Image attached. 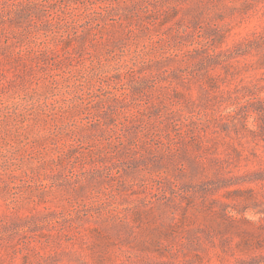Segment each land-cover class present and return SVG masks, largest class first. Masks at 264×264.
I'll list each match as a JSON object with an SVG mask.
<instances>
[{"label": "rangeland", "instance_id": "374dc122", "mask_svg": "<svg viewBox=\"0 0 264 264\" xmlns=\"http://www.w3.org/2000/svg\"><path fill=\"white\" fill-rule=\"evenodd\" d=\"M0 264H264V0H0Z\"/></svg>", "mask_w": 264, "mask_h": 264}]
</instances>
